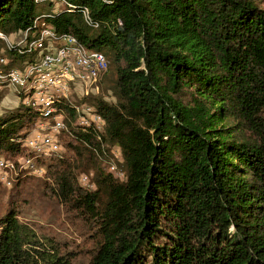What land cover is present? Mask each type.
Here are the masks:
<instances>
[{
    "label": "trees",
    "instance_id": "1",
    "mask_svg": "<svg viewBox=\"0 0 264 264\" xmlns=\"http://www.w3.org/2000/svg\"><path fill=\"white\" fill-rule=\"evenodd\" d=\"M66 2L54 11L50 0H0V32L40 18L111 66L113 104L77 99L103 129L73 125L74 109L59 106L63 151L33 160L42 174L30 175L95 226L87 264H264V0ZM39 116L22 103L0 116V159L33 157L23 140ZM114 147L121 178L100 166ZM0 264L72 258L45 247L10 205Z\"/></svg>",
    "mask_w": 264,
    "mask_h": 264
},
{
    "label": "built area",
    "instance_id": "2",
    "mask_svg": "<svg viewBox=\"0 0 264 264\" xmlns=\"http://www.w3.org/2000/svg\"><path fill=\"white\" fill-rule=\"evenodd\" d=\"M55 6L67 7L66 0H50ZM82 15L88 25L93 24L86 9ZM15 40L0 32V41L13 57L0 55V93L12 92L19 103L36 108L40 116L30 134L23 140V146L33 154L31 158L19 157L17 161L0 159V183L12 186L17 177L41 175L42 170L33 160L63 151L60 134L66 130L67 116L59 107H72L76 114L73 125L86 129L90 126L101 131L103 119L96 109L77 99L88 96L92 86H98L107 73L109 64L99 51L90 50L75 37L56 33L40 18L33 22L31 30L18 32ZM117 152V153H116ZM120 156L113 148L112 156ZM110 172L121 178L112 164ZM83 186L88 185L86 177L80 178Z\"/></svg>",
    "mask_w": 264,
    "mask_h": 264
},
{
    "label": "rangeland",
    "instance_id": "3",
    "mask_svg": "<svg viewBox=\"0 0 264 264\" xmlns=\"http://www.w3.org/2000/svg\"><path fill=\"white\" fill-rule=\"evenodd\" d=\"M53 7L55 11L60 6H55L53 3ZM15 37L16 35L9 36L8 40L13 41ZM0 55L6 59L13 57L12 52L7 51L3 43L0 44ZM107 73V76L102 78V83L92 86L89 93L99 95L107 103L113 104L115 77L110 65ZM19 106L20 103L12 92L4 90L0 93V116L15 111ZM110 148L112 147L107 148L108 152ZM120 161L118 154L117 157L106 155L101 159L100 166L108 173L113 164L122 175L123 166L120 165ZM91 171L88 170V174H91ZM27 177L18 187H7L0 183V216L8 206H13L18 210L19 222L31 229L45 247H52L58 250L61 256L72 258V264H87L96 242L95 226L89 224L51 193L45 185L47 179L30 175ZM83 177L86 175H80L79 178ZM47 182L49 184V181Z\"/></svg>",
    "mask_w": 264,
    "mask_h": 264
},
{
    "label": "crops",
    "instance_id": "4",
    "mask_svg": "<svg viewBox=\"0 0 264 264\" xmlns=\"http://www.w3.org/2000/svg\"><path fill=\"white\" fill-rule=\"evenodd\" d=\"M10 36H13V34H12V35H10Z\"/></svg>",
    "mask_w": 264,
    "mask_h": 264
}]
</instances>
